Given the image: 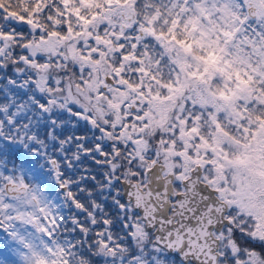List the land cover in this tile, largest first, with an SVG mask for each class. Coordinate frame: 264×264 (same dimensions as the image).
<instances>
[{"label": "snow or ice", "instance_id": "obj_1", "mask_svg": "<svg viewBox=\"0 0 264 264\" xmlns=\"http://www.w3.org/2000/svg\"><path fill=\"white\" fill-rule=\"evenodd\" d=\"M0 264H264V0H0Z\"/></svg>", "mask_w": 264, "mask_h": 264}]
</instances>
